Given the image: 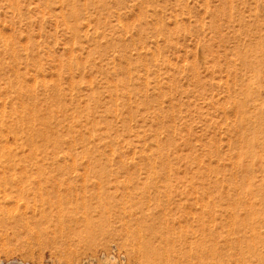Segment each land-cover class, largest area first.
Returning a JSON list of instances; mask_svg holds the SVG:
<instances>
[{"label":"rangeland","instance_id":"1","mask_svg":"<svg viewBox=\"0 0 264 264\" xmlns=\"http://www.w3.org/2000/svg\"><path fill=\"white\" fill-rule=\"evenodd\" d=\"M44 1L0 0V34L5 36L0 38L4 40L0 43V110L9 113L14 106L28 110L37 107V116H40L53 107L57 113L50 112L46 121L40 117L34 123L51 134V138L53 133L54 138L59 135L55 138L59 142L50 139L51 143L41 136L34 138L38 151L33 150L34 157H28L29 160L28 145L17 144L5 128L1 133L2 141L12 144L8 143L17 153H14L17 160L26 158V162L16 160L19 163L13 166L0 167V172L6 169L0 176H14L9 178L11 182L0 179V193L6 190L13 196L0 200V264L16 260L23 264H84L85 260L92 264H150L151 255L146 246L121 231L122 226H134L133 229L155 226L164 232L170 229L175 241L199 239L196 233L213 228L218 236L221 234L219 240L224 244L221 240L225 237L221 236H234V226H230L231 230L224 224L228 218L224 215L225 208L218 211L219 203L225 206L232 197H238V186L246 185L248 179L246 163L240 164V168L230 164V157L242 144L238 130L231 124L237 118L232 100L243 88L241 82H233L230 62L233 51L238 48L245 50L258 40L264 46V0H99L104 2L103 7L102 3L95 5L97 0H76L84 17L78 24L79 36L64 25L69 12L66 4L71 1L53 0L49 7ZM5 39L18 52L11 50V54ZM112 46L117 52L121 50L119 46L123 47L120 55ZM148 49H153L149 51L151 55ZM157 49L162 54L160 57ZM71 50L75 55H71ZM153 52L158 61L154 60ZM68 61L79 64L73 67V73L68 70L71 64ZM112 63L121 66L119 73ZM240 65H237L238 71L245 73L247 68ZM127 68L131 70L130 75ZM15 80L22 91L16 87L10 89L8 82ZM109 83L123 90L117 91L122 92L121 99L115 95V89H107ZM92 92L99 96V103L94 104ZM252 96L259 99L255 103L263 110L257 116L264 121V74L260 77L259 91ZM86 105L92 110L88 119L83 115L81 121L74 122L71 118L74 108L84 109ZM111 105L116 112L108 111ZM107 121L113 126L112 134L120 137L114 144L115 153L107 144L108 139L98 141L87 134L89 122H101L104 126ZM73 130L75 134H87L89 140L85 137L86 143H74ZM156 142L166 146L160 154L153 148ZM150 149L158 156L155 164L142 159L141 150L152 154ZM77 152L86 158L81 155L80 159L76 158ZM92 153L96 156L114 153L115 159L95 161L89 158ZM119 154L124 155L122 161L117 158ZM263 158L264 154L259 152L253 159L254 180L258 185L263 183L260 189L254 188L257 191L254 190L253 196L264 193ZM220 189L228 193H221ZM242 197V202L247 200L246 196ZM207 203L218 205L219 214L212 213L216 217L209 218L212 215L204 213L203 205ZM197 216L209 219L210 226H199ZM62 226L82 227L74 236ZM233 245V249L244 247L241 248L242 264H264L263 246L250 249L246 242L238 245L236 241Z\"/></svg>","mask_w":264,"mask_h":264},{"label":"bare ground","instance_id":"2","mask_svg":"<svg viewBox=\"0 0 264 264\" xmlns=\"http://www.w3.org/2000/svg\"><path fill=\"white\" fill-rule=\"evenodd\" d=\"M52 1L53 0H45L44 4L49 7L51 4H52ZM67 1H71L69 4H66L68 6L67 9H69L68 11L67 10H64L66 12H68V17L66 18V22H65V27L67 28V30L69 29L73 34L77 35L79 33V29H80V25L79 24V21L81 19H83L84 17H82V14H81V9H79V5H77L76 3V0H67ZM78 1V0H77ZM80 1V0H79ZM84 1V0H82ZM102 1V0H100ZM105 1V0H103ZM118 1V0H116ZM121 1V0H120ZM85 2H89V0H86ZM84 2V3H85ZM93 2V1H92ZM98 2V4H97ZM96 4L95 5H100V2L99 3V0H97ZM119 2V1H118ZM255 2V1H254ZM54 3V2H53ZM65 3V2H64ZM81 3V2H80ZM104 3V2H103ZM103 3L100 5L101 7H103ZM256 3V2H255ZM83 4V3H82ZM88 4V3H87ZM90 4L92 5L91 1H90ZM106 4V2H105ZM45 6V7H46ZM66 6V7H67ZM86 6V4L84 5V7ZM90 6V5H89ZM232 5H231V8H230V14L232 15L233 13V9H232ZM66 9V8H65ZM225 9V8H224ZM232 9V10H231ZM156 13H158L157 10H155ZM63 13V11H61ZM67 15V14H66ZM62 17V16H61ZM63 17L65 18V14L63 13ZM62 17V18H63ZM101 18V17H100ZM68 19V21H67ZM86 19V18H85ZM120 20V19H119ZM64 21V20H63ZM89 21V20H88ZM98 21V20H97ZM100 21V20H99ZM122 21V20H121ZM142 21V20H141ZM159 21V20H158ZM139 22V20H138ZM88 23V22H87ZM84 24V23H83ZM141 24V23H140ZM120 25V24H119ZM122 25V23H121ZM120 25V26H121ZM142 25V24H141ZM124 24L121 26L123 27ZM158 26V25H157ZM120 27V28H121ZM126 27V26H125ZM124 27V28H125ZM141 27V26H140ZM147 27V26H146ZM160 27V26H159ZM242 27V26H241ZM145 28V27H142V29ZM122 29V28H121ZM141 29V28H140ZM160 29V28H159ZM158 29V30H159ZM85 30V29H84ZM157 30V29H156ZM142 31V30H141ZM147 31V30H146ZM89 32V31H88ZM87 32V33H88ZM70 33V32H69ZM156 33V32H155ZM162 33H163V30H162ZM161 33V34H162ZM165 33V32H164ZM72 34V35H73ZM102 34V33H101ZM80 34H78L79 36ZM86 35V34H85ZM98 35V33H97ZM104 35V34H102ZM102 35H99L102 37ZM251 35V34H250ZM4 36V35H3ZM3 36L0 34V38H3ZM77 36V37H78ZM90 36V35H89ZM88 36V37H89ZM92 36V35H91ZM90 36V37H91ZM98 36V37H99ZM5 37V36H4ZM86 36V38H88ZM93 38V37H92ZM97 38V37H96ZM103 38V37H102ZM89 39V38H88ZM91 39V38H90ZM95 39V38H94ZM93 39V40H94ZM92 40V39H91ZM92 40V41H93ZM1 41H4L3 39L0 40V43ZM6 41V39H5ZM95 42H96V39H95ZM109 42V41H108ZM5 44L7 43L4 42ZM4 43H2L4 45ZM77 45L79 46V42H76ZM74 43V44H76ZM98 43H100V41H98ZM98 43H95L96 46H98L99 44ZM98 44V45H97ZM102 44V42H101ZM100 44V46H101ZM109 44V43H108ZM121 44V43H120ZM2 45V46H3ZM7 47L8 44H6ZM76 45V46H77ZM82 45V44H81ZM95 45L93 47H95ZM1 46V45H0ZM99 46V48H100ZM118 46V45H117ZM113 47V46H112ZM250 48H247V49H241V48H238L236 49L235 51H233L232 53V57H231V66L233 67L232 69V73L231 75H233L232 79H233V82H241V86L243 87L242 89H240V91H238V94L233 98L232 100V105H233V110L235 111V113L237 114V118L235 120L232 121V126L235 127V130H238L239 132V135H240V139H239V143H242L240 148L238 149V151L235 153L234 156H231V163L233 166H238L240 168V164H243V163H246V166L248 167V179L247 180V183L246 185H241V186H238V197L236 198H233L232 197V201H230V199H228L230 201V203L228 202V204H226L225 206L222 204L219 203L220 206L218 205H209L208 203L203 205V210L206 211L204 213H209L211 214L212 216H209L210 217H214L215 215L213 214H216L218 211L220 212V208H225V213L224 215L227 216V221L226 223H224L226 226H229V228L232 231V237H230V235L228 236V234L224 235V236H221V237H225V240H221V241H224V244H222V242H220L219 240V235L218 236V232L217 230L215 231L213 228L212 229H209L208 231L206 229L203 230L204 226H210L211 224V221H208L206 219H201L199 220L198 219V222H199V226H203V228H201V230H203L204 233H202L201 231V234L199 235L198 233L197 236H199V239L198 238H195L196 240H189L187 241L186 240H181V238H178V242L175 241L174 237L172 236L171 232H170V229L167 230V232H164V231H161V228H160V231L158 230L157 227L155 226H144L143 228L142 227H138V229H133L134 226H122V230L121 231H124L129 237H131L132 239H136L138 241H141L145 246H146V249L150 252V255H151V258L148 259V262L150 264H242L243 261H241L242 259V251H241V248H244V247H240V246H237V247H240V248H237L234 247L233 245V242H238V245L240 242H246L248 244L247 247H249L250 249L251 248H255L256 247L258 248L259 246H263L264 247V193H260V194H257V195H252L253 192L255 194V191L256 187H258L259 189L261 187H263V183L260 182L261 184L258 185L257 183L258 182H255L256 180H254V177L256 176H253V172H252V166L253 165V159L254 157L259 153V152H262L264 154V121L262 120V118L258 117L257 115L260 114L258 113L259 111H262L263 108H260L259 105L257 103H255L256 101H259V99H255L252 94L256 93L257 91H259V88H260V77L264 74V46H263V43H262V40L261 41H256L254 44L250 45L249 46ZM98 48V49H99ZM119 48H122L123 47H120ZM118 48V49H119ZM5 49V48H4ZM11 52H16L17 49L15 46H10L8 48ZM79 49V48H78ZM80 49H81V46H80ZM96 49V47L94 48V50ZM113 49L115 50L116 49V52H117V48L116 47H113ZM6 50V49H5ZM8 50V51H9ZM16 50V51H15ZM75 50V49H73ZM73 50H71L70 52H72L71 55H75ZM84 50V48L82 49ZM121 50L119 52H121ZM150 50H153V49H150ZM148 49V52L150 51ZM126 51V50H125ZM158 51V49H157ZM11 52V54H12ZM18 52V51H17ZM119 52H117L119 54ZM155 52V51H154ZM153 52V55L156 59H154L155 61H158V58L160 57L161 52L158 53L157 55H159V57L157 58L155 55L156 53ZM49 53V52H48ZM15 54V53H14ZM145 56L146 54H148L147 52L144 53ZM149 54L151 55V52H149ZM20 55V54H19ZM120 55V54H119ZM126 55V54H125ZM152 55V56H153ZM16 56V55H15ZM14 56V57H15ZM144 56V57H145ZM149 56V55H148ZM146 56V57H148ZM17 57V56H16ZM74 57V56H73ZM121 57V56H120ZM151 57V56H150ZM70 58V56H69ZM153 58V57H152ZM80 59V58H79ZM81 60V59H80ZM79 61V60H78ZM69 62V61H68ZM77 62V61H76ZM73 63V62H69L71 63L70 65H68V70H70L72 73H73V70H74V66H76L77 64ZM62 63V62H61ZM79 63V62H78ZM81 63V62H80ZM115 63V62H114ZM112 63V67L116 64ZM41 64V62H40ZM39 64V65H40ZM241 64V65H240ZM38 65V66H39ZM63 65L62 64V68H63ZM79 65V64H78ZM77 65V66H78ZM81 65V64H80ZM146 65V64H145ZM237 65L239 66H245L247 69H246V72L243 73L242 71H238L237 69ZM41 66V65H40ZM66 67V69H67ZM74 67V68H73ZM121 66H114V68L118 71V68H120ZM42 67H40L41 69ZM61 68V67H60ZM78 69V68H77ZM242 69V68H241ZM42 70V69H41ZM81 70V69H80ZM127 73H129V75L131 74V70L130 68H127ZM243 70V69H242ZM63 71V70H61ZM69 71V72H70ZM16 72V71H15ZM59 72V71H58ZM57 72V73H58ZM75 72V71H74ZM62 74V72H60ZM119 73V71H118ZM70 74L71 76V73H68V75ZM120 74L122 75V68H121V71H120ZM17 75V73H16ZM21 75V74H20ZM59 75V74H58ZM117 75V74H116ZM124 75V74H123ZM63 77V76H62ZM73 77V76H72ZM14 78V77H13ZM22 78V77H21ZM24 78V77H23ZM75 78V77H74ZM74 78H72V80L74 81ZM119 78V77H118ZM37 79V78H36ZM70 79V78H69ZM65 80V79H64ZM79 80V79H78ZM80 80H83V78H80ZM79 80V81H80ZM125 80V79H123ZM16 82H8V85H10V89H12V87H16V88H20V91H22V88L21 86H18L19 84L17 83L18 80H15ZM37 81V80H36ZM40 81V80H39ZM37 81V82H39ZM76 81V80H75ZM79 81L77 83H79ZM90 81V80H89ZM119 81L122 83V77L119 79ZM130 81V80H129ZM6 82V83H7ZM22 82V81H21ZM42 83V81H40ZM71 82V80L69 81ZM81 82V81H80ZM36 83V82H34ZM93 84V82H91ZM159 83V82H158ZM40 84V83H39ZM51 84V83H50ZM57 84V83H55ZM60 84V83H59ZM72 84V83H71ZM115 84V83H114ZM236 84V83H235ZM43 85V84H42ZM48 85V84H47ZM77 85V84H76ZM80 85V84H79ZM33 86V85H32ZM32 86H30L32 88ZM37 86V85H36ZM44 86V85H43ZM58 86V85H57ZM56 86V87H57ZM72 86V85H71ZM34 87V86H33ZM40 87V86H39ZM55 87V88H56ZM60 87V86H58ZM62 87V86H61ZM93 87V85H92ZM115 86L111 85L109 83V85H107V89L112 91V88L115 89V95L118 97V98H122V92L118 93L117 91H123V90H120L119 88H117V84H116V88H114ZM28 88V87H27ZM35 88V87H34ZM43 88V87H42ZM75 88V87H74ZM121 88V87H120ZM25 89V88H23ZM47 89V88H46ZM49 89V88H48ZM48 91V90H47ZM24 92V91H23ZM26 92V91H25ZM30 92V91H29ZM37 92V91H36ZM54 92V91H53ZM56 93V92H55ZM61 93V92H60ZM58 93L60 96L62 94ZM1 94V93H0ZM21 94V93H20ZM126 94H129V93H126ZM36 95V94H34ZM91 95V96H90ZM89 96L94 100V104L95 102H98L100 100L99 96L95 93V92H92ZM235 95V94H234ZM24 96V95H23ZM22 96V97H23ZM46 96V94H45ZM55 96V95H54ZM63 96V95H62ZM260 96V95H258ZM48 97H51V96H48ZM58 97V96H57ZM56 97V98H57ZM67 97V96H66ZM71 97V96H70ZM21 98V97H20ZM29 98V97H28ZM60 98V97H59ZM63 98V97H62ZM90 98V99H91ZM25 99V98H24ZM33 99V98H32ZM51 99V98H50ZM53 99V98H52ZM91 99V100H92ZM115 99V97H114ZM1 100H4V99H1ZM19 100V99H18ZM116 100V99H115ZM55 101V100H54ZM53 101V103H55ZM122 102V101H121ZM41 103V102H40ZM66 103V102H64ZM99 103V102H98ZM116 103V102H114ZM6 104V103H5ZM56 104V103H55ZM52 105V104H51ZM57 105L59 106V109L61 108L62 106V100L60 98V100L57 101ZM65 105V104H64ZM75 105V104H74ZM79 105V104H78ZM50 106V105H48ZM70 106V105H69ZM231 106V105H230ZM116 107H117V104H116ZM27 107H24V106H21V107H17V106H14V107H11L10 110H9V113H7L6 111H2L0 110V167H7L8 165H14L16 163H19L21 161L24 162L26 160V158H20L19 160H17V155H15L14 153L16 152H13L12 151V147L11 145H9L8 143H5L4 141H2V132H4V128L5 130H7L8 132H10V134L13 135V138L15 139L16 143L17 144H20V145H28L30 150L27 158L32 156L33 154H31V152L33 150H37V147L35 145L36 142L34 143V138H36L37 136H41L42 139L46 140V141H50L51 143V140L54 141V139L56 137H58L57 135H55L56 137L54 138V133L52 134L53 138L50 137V135L47 134V131L44 130V129H41L40 127H37L36 124L34 123V121H38L39 119H41L40 117H42V121L44 119V121H46V117L49 115V113L53 112L54 109L53 107H51L50 111L48 110V113L47 114H40V116H37L39 115V111L37 110V107L35 108H31L28 110H26ZM54 108H57V107H54ZM63 108V107H62ZM69 108V107H68ZM80 108V107H79ZM91 106H85L84 109L80 108L79 110L76 108H74L75 110L72 111V120L75 122V121H81V118L83 115L87 116L92 113V110H90ZM108 107H106L107 109ZM59 109H57L59 111ZM109 109V110H108ZM107 110L111 112H116L117 109L114 108V106H109ZM63 112H66V110H63L61 109ZM106 110V111H107ZM42 111V110H41ZM46 111V110H45ZM56 111V110H55ZM54 111V112H55ZM69 111V110H68ZM91 111V112H90ZM61 112V111H60ZM62 112V114H63ZM44 113V112H43ZM46 113V112H45ZM57 113V111L55 112ZM68 113V112H67ZM121 113V112H120ZM160 113V112H159ZM158 113V114H159ZM65 114V113H64ZM63 114V115H64ZM69 114V113H68ZM66 114V115H68ZM117 114V113H116ZM57 115V114H56ZM62 115V117H63ZM94 115V114H93ZM121 115V114H120ZM61 117V115H60ZM70 117V116H69ZM160 117V116H159ZM38 118V119H36ZM52 119V117H51ZM55 119V118H54ZM60 119V118H59ZM65 119V118H64ZM88 119V118H87ZM70 120V119H69ZM22 121H25L24 123H19V122H22ZM40 121V120H39ZM48 121V119H47ZM88 121V120H87ZM72 122V121H71ZM37 123V122H36ZM45 123V122H44ZM49 123V121H48ZM56 123V122H55ZM88 123V122H87ZM86 123V124H87ZM90 123V122H89ZM89 123L87 124V127L89 128V132L87 134L90 135V137L94 138L95 140H98V141H101L102 138L103 139H108V145L111 147H113L115 150L116 147L114 146V144L120 139L119 135L116 133H113V129H112V124H110L108 121L107 122H104V126L100 125L102 124L101 122H92L90 123V126ZM40 124V122H39ZM53 124V123H52ZM57 124H59L57 122ZM62 124V123H61ZM68 124V123H67ZM5 125V127H4ZM41 125V124H40ZM46 125V124H45ZM48 125V124H47ZM54 125V124H53ZM71 125V124H70ZM42 127L43 124L41 125ZM58 126V125H57ZM60 126V125H59ZM70 128V127H69ZM73 128V127H71ZM50 130V128H47ZM48 130V131H49ZM88 130V129H87ZM51 131V130H50ZM100 131H104L105 134H101ZM56 132V131H55ZM66 132V131H64ZM84 132V131H83ZM237 132V133H238ZM50 133V132H48ZM73 135L71 136L73 142L77 141V142H85V137L87 136V134H83L82 132H78V134H75V130H73ZM236 133V134H237ZM140 136V135H138ZM41 137L39 138L41 140ZM61 137V135H60ZM237 137V136H236ZM235 137V138H236ZM38 138V137H37ZM88 139V137H86ZM233 138V139H235ZM4 139V138H3ZM51 139V140H50ZM86 139V140H87ZM232 139V138H231ZM58 141V139H55ZM60 140V139H59ZM89 140V139H88ZM61 141V140H60ZM91 141V140H90ZM230 143H231V140H229ZM234 141V140H233ZM7 142V141H6ZM45 142V141H44ZM74 142V143H75ZM97 142V141H96ZM46 143V142H45ZM49 143V144H50ZM86 143V142H85ZM91 143V142H90ZM98 143V142H97ZM103 143V142H102ZM120 143V142H119ZM118 143V144H119ZM57 144V143H56ZM60 144V143H59ZM62 144V143H61ZM100 144V143H99ZM94 145V144H93ZM217 145V144H216ZM19 146V145H18ZM44 146V145H43ZM53 146V145H52ZM239 146V145H238ZM47 147V146H46ZM71 147V146H70ZM166 147V146H165ZM164 147V144H162V142H156L155 145H154V150L156 149L158 151V153L160 154V152L162 153V151L165 149ZM211 147V146H210ZM15 148V147H14ZM20 148V146H19ZM24 148V146H23ZM22 148V149H23ZM28 148V147H27ZM61 148V147H60ZM214 148V147H213ZM45 149V148H44ZM152 149V148H151ZM150 149V150H151ZM233 149V148H232ZM17 150H18V147H17ZM16 150V151H17ZM47 150V148H46ZM54 150V149H53ZM149 150V149H148ZM153 150V149H152ZM151 150V151H152ZM211 150V149H210ZM216 150V148H215ZM34 151V152H36ZM86 151V150H84ZM83 151V153H84ZM142 153H143V150H141ZM140 151V153H141ZM18 152V151H17ZM33 152V153H34ZM75 152V151H74ZM94 152V151H93ZM114 152V151H113ZM146 152V151H145ZM148 152V151H147ZM141 153V155H143V158L142 156H140V158L144 159V160H148L150 161L152 164H155L157 161H158V156L156 157V152L153 153L152 151V154L151 153ZM81 154L80 153H75L76 154V158H79L80 155L81 156H86L84 154ZM108 153V152H107ZM107 153H100L101 155L99 156H96L97 154L96 153H92L91 156L89 155V158H94L96 159L95 161H100L105 159L107 161L109 160H112L113 158L115 159L114 157V153H110V154H107ZM118 153V152H117ZM17 154V153H16ZM73 154V153H72ZM96 154V155H95ZM212 154V153H211ZM14 155V156H13ZM74 155V154H73ZM88 155H87V158H88ZM162 155V154H161ZM25 156V155H24ZM37 156V155H36ZM53 156V155H52ZM15 159H14V158ZM34 157V155L32 156ZM82 157V158H83ZM117 157V156H116ZM124 155L123 154H119V157H117L118 159H120L121 161L124 159L123 158ZM162 158V156H160ZM165 157V156H164ZM31 158V157H30ZM74 158V159H76ZM86 158V157H84ZM170 158V157H169ZM25 159V160H24ZM29 159V158H28ZM34 159V158H33ZM73 159V158H72ZM71 159V160H72ZM80 159V158H79ZM89 159V161H90ZM113 159V160H114ZM136 159V158H135ZM264 159V158H263ZM19 161V162H16ZM30 160V159H29ZM36 161V158L34 159ZM112 160V161H113ZM137 160V159H136ZM161 160V159H160ZM261 160V159H260ZM80 161V160H79ZM93 161V159L91 160ZM116 161V160H115ZM138 161V160H137ZM165 161V160H164ZM26 162V161H25ZM24 162V163H25ZM34 162V161H33ZM101 162V161H100ZM131 162V161H130ZM169 162V160L167 161ZM96 163V162H94ZM122 163V162H121ZM149 163V162H148ZM151 164V165H152ZM165 164V163H164ZM161 165V164H160ZM258 165V164H257ZM9 166V167H10ZM20 166V165H19ZM23 167V166H22ZM154 167V166H153ZM152 167V168H153ZM246 167V168H247ZM12 168V167H11ZM25 168V167H24ZM27 168V167H26ZM9 168H7L8 170ZM215 169V168H214ZM213 169V170H214ZM229 169V168H228ZM237 169V168H236ZM10 170V169H9ZM14 170V169H13ZM22 170V169H21ZM220 170V169H219ZM235 170V169H234ZM4 171L6 172V169H4ZM3 170L2 172L5 173ZM11 171V170H10ZM16 171V170H15ZM215 171H218V170H215ZM236 171V170H235ZM254 171V170H253ZM0 172V173H2ZM9 172V171H8ZM13 172V171H12ZM23 172V171H22ZM61 172V171H60ZM220 172V171H218ZM218 172H216V174H218ZM232 172V171H231ZM11 173V172H9ZM26 173V172H25ZM45 173V172H44ZM156 173V172H155ZM234 173V172H233ZM128 174V173H127ZM255 174V173H254ZM15 175V173H14ZM26 175V174H25ZM155 175V174H154ZM204 175V174H203ZM13 174H9V175H1L0 176V179L2 178H6V181L8 179L9 182H11L9 180L10 177H12ZM16 176V175H15ZM127 176V175H126ZM157 176V174L155 175ZM163 176V175H162ZM209 176V175H208ZM218 176V175H217ZM216 176V177H217ZM236 176V175H235ZM234 176V177H235ZM14 177V176H13ZM132 177V176H131ZM150 171L147 173V179L149 180L150 178ZM152 177V176H151ZM207 177V176H206ZM211 177V176H210ZM209 177V178H210ZM233 177V178H234ZM156 178V177H155ZM11 179V178H10ZM22 179V178H21ZM237 179V177H236ZM256 179V178H255ZM238 180V179H237ZM263 180V179H262ZM4 180L3 183L6 182ZM216 181V180H215ZM213 180V182H215ZM220 181V180H219ZM230 181V180H229ZM240 181V180H239ZM260 181V180H258ZM39 182V181H38ZM236 182V180H235ZM2 183V181H1ZM0 183V184H1ZM37 183V182H36ZM41 183V182H40ZM230 183V182H228ZM234 182L232 181L231 184L235 187V184H233ZM9 184V183H8ZM216 184H218V182H216ZM231 184H227V185H231ZM3 185V184H2ZM5 185V184H4ZM23 185V184H22ZM39 185V184H38ZM171 185V184H170ZM215 185V184H214ZM238 185V184H237ZM7 186V185H6ZM28 186V185H27ZM40 186V185H39ZM42 186V185H41ZM169 186V185H168ZM218 186V185H217ZM10 187V186H9ZM223 187V186H222ZM232 186H230L231 188ZM2 188V187H1ZM13 188V187H12ZM27 188V187H25ZM167 188V187H166ZM219 188V187H218ZM221 188V187H220ZM227 187V190L230 191L231 189L234 191L233 187L230 189ZM237 188V186L235 187V189ZM257 188V189H258ZM7 189V188H5ZM4 189V190H5ZM224 189V188H223ZM226 189V188H225ZM230 189V190H229ZM8 190V189H7ZM222 189H220L219 192H221ZM213 191V190H212ZM223 191V190H222ZM225 191V190H224ZM221 192V193H228V192ZM236 191V190H235ZM257 191V190H256ZM22 191L20 190V193ZM165 192V191H164ZM163 192V193H164ZM168 192V191H167ZM218 192V191H217ZM218 192V193H219ZM232 192V191H231ZM237 192V191H236ZM260 192V191H259ZM2 193V192H1ZM0 193V194H1ZM127 193V192H126ZM221 193H220V196H221ZM230 193V192H229ZM258 193V192H257ZM170 195V192L168 193ZM233 194L236 195L235 192H233ZM232 194V196H234ZM250 194L252 195V197L250 198ZM72 195V194H71ZM159 195V194H158ZM249 195V196H248ZM0 200L3 199L5 200L6 197H13L12 196V192H7L6 190L4 191V193H2L0 195ZM43 196V195H42ZM219 196V197H220ZM226 196V195H225ZM242 196H246V201L249 200L250 203L246 204L247 202L243 200L242 202ZM169 197V196H167ZM171 197V196H170ZM222 197V196H221ZM249 197V198H248ZM25 198V197H24ZM35 198V197H34ZM209 198V196H208ZM228 198V197H227ZM42 199V198H41ZM170 199V198H169ZM213 199V197H212ZM2 200V201H3ZM8 200V199H7ZM58 200V199H57ZM217 200V199H216ZM6 201V200H5ZM49 201V200H48ZM203 201V199H202ZM17 202H20V201H17ZM222 202V201H221ZM226 202V203H227ZM245 202V205H243V203ZM6 203V202H5ZM211 203V202H210ZM217 203V202H216ZM224 203V202H223ZM219 207V210L216 208V207ZM224 206V207H223ZM202 209V208H201ZM164 210V209H163ZM218 210V211H217ZM218 212V214H219ZM156 213V212H155ZM213 213V214H212ZM224 213V212H223ZM137 214V213H136ZM167 214V213H166ZM85 215V214H84ZM87 215V214H86ZM155 215V214H154ZM89 216V215H88ZM153 216V215H152ZM166 216V215H165ZM200 216V215H199ZM81 217V216H80ZM149 217V215H148ZM164 217V216H162ZM216 217V216H215ZM76 218V217H75ZM129 218V217H127ZM156 218V217H155ZM84 219V218H83ZM87 219V218H86ZM150 219V218H149ZM154 219V218H153ZM159 219V218H158ZM167 219V218H166ZM212 219V218H211ZM226 219V218H225ZM126 220V219H124ZM136 220V219H135ZM138 220V219H137ZM165 220V219H164ZM79 221V220H78ZM158 221V220H157ZM216 221V220H215ZM62 222V221H61ZM69 222V221H68ZM159 222V221H158ZM214 222V221H213ZM163 223V222H162ZM158 224V223H157ZM216 224V222H215ZM219 224V223H218ZM192 225V224H190ZM195 226V225H194ZM213 226V225H212ZM230 226H234V228L232 229V227ZM237 226V227H235ZM250 226V227H248ZM81 227L82 226H65L63 228L62 226V229H68L69 232H72L73 235H77L78 233H80V230H81ZM121 226H118V228H120ZM221 227V226H220ZM223 227V225H222ZM219 228V227H218ZM115 230L118 231V229L116 228ZM164 230V229H162ZM166 230V229H165ZM172 230V229H171ZM230 230V231H231ZM56 231V230H55ZM66 233V230H64ZM98 231V230H97ZM175 231V229L173 230ZM172 231V233H173ZM205 231H207L205 233ZM215 231V232H214ZM227 231V230H226ZM229 231V232H230ZM68 232V231H67ZM228 232V231H227ZM60 233V232H59ZM70 233V234H72ZM86 233V232H85ZM56 234V233H55ZM63 234V232L61 233ZM69 234V233H67ZM66 234V235H67ZM195 234V235H196ZM231 234V233H230ZM175 235V233L173 234ZM203 238H202V236ZM57 236V235H56ZM71 236V235H70ZM187 236V235H186ZM55 237V236H54ZM196 237V236H195ZM201 237V239H200ZM176 238V236H175ZM190 239V238H189ZM194 239V238H193ZM69 240V239H68ZM140 242V243H141ZM138 244V243H137ZM233 249V250H232ZM247 249V248H246ZM251 250H249L248 252H250ZM254 251V250H253ZM244 256V252L242 254ZM114 257L112 256V259ZM247 260L249 259L248 257H246ZM250 261V259H249ZM84 264H92V262L90 260H85Z\"/></svg>","mask_w":264,"mask_h":264},{"label":"built area","instance_id":"3","mask_svg":"<svg viewBox=\"0 0 264 264\" xmlns=\"http://www.w3.org/2000/svg\"><path fill=\"white\" fill-rule=\"evenodd\" d=\"M4 264H23L22 262H20L19 260L13 261V262H6Z\"/></svg>","mask_w":264,"mask_h":264}]
</instances>
